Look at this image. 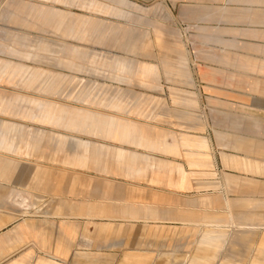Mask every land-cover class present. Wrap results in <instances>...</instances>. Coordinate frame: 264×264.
Listing matches in <instances>:
<instances>
[{"label": "crops", "instance_id": "obj_1", "mask_svg": "<svg viewBox=\"0 0 264 264\" xmlns=\"http://www.w3.org/2000/svg\"><path fill=\"white\" fill-rule=\"evenodd\" d=\"M151 1L116 0L112 11L131 26L118 40L142 24L153 31L146 28L153 16L160 18L155 31L173 38L159 46L171 55L152 62L146 53L134 56L135 64L156 66L154 73L145 67L143 79L136 70L113 78L143 81L144 88L117 90L143 100L113 102L108 118L66 109L56 100L61 92L47 86L38 90L43 99L15 101L32 100L26 116L15 111V120L0 119V264H87L97 255L83 243L88 225L109 229L110 220H99L106 212L122 222L158 220L159 227L188 230L201 222L195 210L221 204L227 215L203 223L238 228L246 245L264 238V0ZM149 47L131 39L119 45L129 54ZM152 74L150 82L171 79L193 88L148 84ZM27 75L33 80L36 71ZM98 204L114 205L99 212ZM168 204H186L191 215L180 216L179 205V219L167 222L175 211ZM221 235L204 236L207 255L191 264H210ZM138 256L125 254L123 262L144 264Z\"/></svg>", "mask_w": 264, "mask_h": 264}, {"label": "rangeland", "instance_id": "obj_2", "mask_svg": "<svg viewBox=\"0 0 264 264\" xmlns=\"http://www.w3.org/2000/svg\"><path fill=\"white\" fill-rule=\"evenodd\" d=\"M66 2L68 0H0V106L7 111L0 110V119L5 117L6 120H15V111L20 116L27 112L32 108V100L22 105L20 103L19 106H16L15 101L43 99V92L39 93L38 90L46 89L47 86L55 87L61 92L56 95V100L66 106V109L82 108V114L83 110H87L110 118L113 102L120 101L121 106H127L143 100V97L120 93L118 89L145 87L143 81L128 82L125 79L118 82L113 80L114 76L127 77L129 71L132 70L133 73L136 70V76L143 79L144 68H149V72L154 73L156 66L135 64L134 56H143L146 53L151 58L147 61L152 62L159 57H166L167 53L171 55L172 50L159 47L161 40L173 38L155 31L160 24L158 16H153L150 24L148 21L146 28H152L153 31H143V24H138L142 31L132 34L130 38L127 36L118 40V36L120 39L122 34H128L127 30L131 26L128 25V17H124V22H119L116 16L113 18L112 11L117 10L116 0H74V4L69 6ZM157 2L154 0L151 4ZM23 7L24 10H21ZM29 7L33 9L29 10ZM123 8L125 12L122 13L128 14V9ZM129 39L145 41L151 47L145 50L131 49L129 54L127 49L119 48L121 44L127 45ZM11 48L21 54L8 55L7 49ZM25 69L28 73L31 69L36 71L33 80L28 73L23 74ZM154 77L153 74L147 75V83H156L158 86L161 83L163 88L168 89L186 86L193 88L191 83L183 86L181 82L171 79L150 82ZM167 99L171 104L174 97ZM23 115L26 116V113ZM72 131V135L79 136L76 130ZM71 144L74 148L76 142L72 141ZM205 194L210 193H202L200 197ZM98 205V211L102 212L114 204ZM179 205L183 209L180 216L187 218L191 215H188L191 211L186 209V204H168L175 211L167 215V218H171L167 222L174 218L179 219L176 216ZM195 211L194 214L198 213L201 222L188 230L180 229V225L172 223L159 227L158 220H149L153 222L147 226L141 224V220L122 222L116 214L106 212L103 217H98L99 220H110V228H116L120 224V229L102 230L96 229L95 224L88 225V240L83 243L86 244L87 252L97 255L89 256L87 264H124V255L128 253L143 256L138 257L144 258V264H191L197 260L202 262L207 255L203 250L207 246L204 236L215 237L219 233L222 235L217 241L218 246L210 264H258L264 261V238L254 237L246 245L244 241L238 240L242 237V231L238 228L232 226L219 229L203 223L206 218L227 215L221 204L201 206Z\"/></svg>", "mask_w": 264, "mask_h": 264}]
</instances>
